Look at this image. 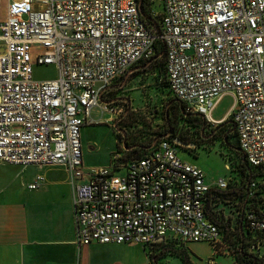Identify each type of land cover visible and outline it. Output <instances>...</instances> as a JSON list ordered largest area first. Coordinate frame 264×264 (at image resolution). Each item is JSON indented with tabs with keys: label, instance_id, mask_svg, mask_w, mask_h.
Segmentation results:
<instances>
[{
	"label": "built area",
	"instance_id": "obj_1",
	"mask_svg": "<svg viewBox=\"0 0 264 264\" xmlns=\"http://www.w3.org/2000/svg\"><path fill=\"white\" fill-rule=\"evenodd\" d=\"M1 1V0H0ZM0 18V163L59 167L72 193L78 247L221 241L207 218L213 184L160 138L137 159L114 153L110 165L85 169L81 129L122 107L102 103L107 88L163 44L168 90L207 127L230 117L251 167H264V0H148L161 6L158 27L142 19L141 0H7ZM158 12L153 11L152 16ZM53 67L52 79L34 68ZM229 95L228 116H213ZM43 177L28 185L37 189ZM256 182L249 185L250 193ZM247 250L264 258V205L245 215ZM209 259L206 264H212Z\"/></svg>",
	"mask_w": 264,
	"mask_h": 264
},
{
	"label": "rangeland",
	"instance_id": "obj_2",
	"mask_svg": "<svg viewBox=\"0 0 264 264\" xmlns=\"http://www.w3.org/2000/svg\"><path fill=\"white\" fill-rule=\"evenodd\" d=\"M147 8L156 12L162 10L159 3L155 2ZM143 64L133 67L126 81L128 73L106 89L102 102L114 108L122 107V111L116 114L99 113L98 123L85 126V138L80 135L83 160L106 162L114 153L123 154L124 160L139 158L160 138H166L175 144L177 156L181 160L199 166L209 180L231 175L235 179L231 183L232 187L245 184L249 175L240 171L242 154L237 152L236 138L230 135L232 124L227 120L221 127H207L201 118L185 115L180 104L173 103L174 98L166 89L163 58H156L149 66ZM55 76L52 67L34 68L35 79H52ZM229 103L231 100L225 98L216 106L213 116L224 113ZM115 123L122 132L115 129ZM115 140L119 149L109 154L116 145ZM90 146L94 147L91 153L87 152L92 149ZM129 146L136 147L131 150L125 148ZM257 181L264 190V176ZM217 195L219 198L215 196L217 202L213 204V213L221 222L222 236L215 246L216 254L208 243H191L187 246L174 238L148 247L132 244L127 255L118 257V264H206L209 259L213 260L212 264H251L239 247L236 206L240 205V197L234 196L231 191L218 192ZM258 264H264V260L258 261Z\"/></svg>",
	"mask_w": 264,
	"mask_h": 264
},
{
	"label": "crops",
	"instance_id": "obj_3",
	"mask_svg": "<svg viewBox=\"0 0 264 264\" xmlns=\"http://www.w3.org/2000/svg\"><path fill=\"white\" fill-rule=\"evenodd\" d=\"M7 2L0 1V18L6 14ZM225 98L231 103L224 113L214 117L217 120L229 114V95L218 100L216 106ZM99 113L94 109L92 117L97 119ZM85 126L81 129L82 138L86 136ZM115 144L109 154L117 149L116 140ZM90 148L87 152L91 153L94 147ZM110 158L92 162L82 157V161L85 169H94L109 166ZM37 175L43 180L37 189L30 190L28 185ZM205 181L213 184L215 180L205 176ZM130 249L132 244L77 246L72 193L62 168L0 163V264H118V257L127 255Z\"/></svg>",
	"mask_w": 264,
	"mask_h": 264
},
{
	"label": "trees",
	"instance_id": "obj_4",
	"mask_svg": "<svg viewBox=\"0 0 264 264\" xmlns=\"http://www.w3.org/2000/svg\"><path fill=\"white\" fill-rule=\"evenodd\" d=\"M147 6H150V3L148 4V0H141L142 19L147 24H149L150 26L158 27L159 23H160V16H161L160 11L158 12L157 16H152V13L154 10L148 9ZM159 6H160V4H159ZM163 51L164 50H163L162 42L160 40H157L156 46H155V55L152 57L151 62L149 64H146V65L149 66L153 62V60H155L156 58H159V57L163 58L164 79H165V83H166V89H167L168 93L170 94V92L168 90V80H167V75H166V70H165V54ZM142 65H144V64L142 63ZM172 101H173V103L178 102L180 104L182 111L184 112L185 115L199 117L195 113L187 112L185 105L183 103H181L180 101H178L176 98H174ZM199 118H201V117H199ZM225 121L230 122L232 124L233 129L231 130L230 135L234 136L236 138L237 152L241 153L239 151V146H238L237 132L235 130L234 123H233L232 119L230 117H227L222 123H220L217 126L221 127L225 123ZM117 128H118V126H117ZM202 137H204L203 133H202ZM225 142L228 143L227 140H225ZM154 145L151 148H153ZM117 149H119V148L117 147ZM150 149H147V152ZM131 159H137V158H131ZM239 166H240L241 172H244L245 175L246 174L249 175V179L245 182V184H242L241 186L232 187L231 183L235 179H233V177L230 175L227 177L229 179V181H228V186L225 190H218L216 188L211 189L210 193L208 194V199L206 200L207 218L211 222H213L217 225L219 232H220V235L222 236L221 222L219 221V218L213 213V211L215 210L213 204H215L217 202L216 201L217 197L215 199V196H218V198H219V195H217L218 192H230V191L232 192V194L234 196H239L240 198L238 200L240 201L239 202L240 205L236 206V211H237L238 216H239L238 228H239V236H240V239H239L240 240L239 241L240 252L242 254L246 255L245 257L247 258L248 262H250L251 264H258V261L264 260V258H260L256 254L250 253L247 250L249 232L245 228V215L249 210H256L258 207L264 205V190H263L262 185L257 181L258 179L262 178V176H264V167H251V166H249V164L247 163V160L243 156V154H242ZM229 171H231V170H229ZM236 173L239 174V176H242L238 171ZM258 174H263V175L260 176ZM252 181L256 182V187H255V190L252 191V193H250L249 185ZM239 183H241V181ZM237 189L239 190V193H237ZM164 241H166V240H164ZM155 244L146 245V246H142V247L153 246ZM150 255L151 254L148 255L149 258H150Z\"/></svg>",
	"mask_w": 264,
	"mask_h": 264
},
{
	"label": "water",
	"instance_id": "obj_5",
	"mask_svg": "<svg viewBox=\"0 0 264 264\" xmlns=\"http://www.w3.org/2000/svg\"><path fill=\"white\" fill-rule=\"evenodd\" d=\"M141 14H142V12H141ZM164 52V51H163ZM163 54V53H162ZM128 76H129V73L128 74H126V77H125V81L127 80V78H128ZM114 127H115V129L117 130V131H119V132H122V130L121 129H118L117 128V123H115L114 124ZM123 138H125V136H124V134H123ZM124 142H125V139H124V141H123V144H124ZM153 146V145H152ZM152 146H150V147H148V149H150ZM136 146H129V147H125L126 149H132V148H135ZM240 151V150H239ZM241 152V151H240ZM243 154V153H242ZM243 156H244V154H243ZM163 240V238H159L157 241H162Z\"/></svg>",
	"mask_w": 264,
	"mask_h": 264
},
{
	"label": "flooded vegetation",
	"instance_id": "obj_6",
	"mask_svg": "<svg viewBox=\"0 0 264 264\" xmlns=\"http://www.w3.org/2000/svg\"><path fill=\"white\" fill-rule=\"evenodd\" d=\"M216 132V131H215Z\"/></svg>",
	"mask_w": 264,
	"mask_h": 264
}]
</instances>
